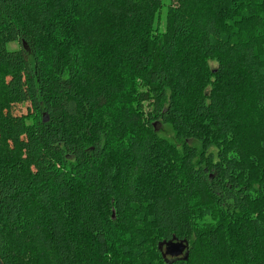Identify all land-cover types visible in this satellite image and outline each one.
<instances>
[{
  "label": "trees",
  "instance_id": "trees-1",
  "mask_svg": "<svg viewBox=\"0 0 264 264\" xmlns=\"http://www.w3.org/2000/svg\"><path fill=\"white\" fill-rule=\"evenodd\" d=\"M161 7L0 0L3 264H264V0Z\"/></svg>",
  "mask_w": 264,
  "mask_h": 264
},
{
  "label": "rangeland",
  "instance_id": "rangeland-1",
  "mask_svg": "<svg viewBox=\"0 0 264 264\" xmlns=\"http://www.w3.org/2000/svg\"><path fill=\"white\" fill-rule=\"evenodd\" d=\"M175 2H176V0H162V7L159 10V13L157 16V21H156V27H155L157 32H160V33L164 32L166 20H167V15H168V8L175 5ZM26 108H27V106L21 107V109H20L21 113L25 112ZM26 112H27V109H26ZM157 129H158V134L161 137L167 139L169 142L177 143L175 141V134L173 132V129L170 126L159 124ZM194 147L200 148V145L195 143Z\"/></svg>",
  "mask_w": 264,
  "mask_h": 264
},
{
  "label": "water",
  "instance_id": "water-1",
  "mask_svg": "<svg viewBox=\"0 0 264 264\" xmlns=\"http://www.w3.org/2000/svg\"><path fill=\"white\" fill-rule=\"evenodd\" d=\"M159 249L163 252L165 258L172 257L178 258L183 256L184 260L189 258V243L187 241H175L171 240L169 242H163L159 244ZM0 264H3L0 256Z\"/></svg>",
  "mask_w": 264,
  "mask_h": 264
},
{
  "label": "flooded vegetation",
  "instance_id": "flooded-vegetation-1",
  "mask_svg": "<svg viewBox=\"0 0 264 264\" xmlns=\"http://www.w3.org/2000/svg\"><path fill=\"white\" fill-rule=\"evenodd\" d=\"M183 256H181V257H178L177 259H180V258H182ZM168 258H172V257H168Z\"/></svg>",
  "mask_w": 264,
  "mask_h": 264
}]
</instances>
